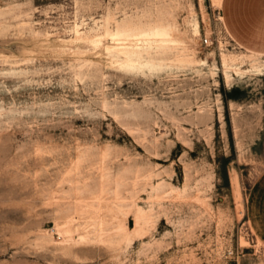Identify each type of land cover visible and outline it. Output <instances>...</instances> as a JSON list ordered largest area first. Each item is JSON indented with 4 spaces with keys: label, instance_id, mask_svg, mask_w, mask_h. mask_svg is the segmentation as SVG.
I'll use <instances>...</instances> for the list:
<instances>
[{
    "label": "rangeland",
    "instance_id": "1",
    "mask_svg": "<svg viewBox=\"0 0 264 264\" xmlns=\"http://www.w3.org/2000/svg\"><path fill=\"white\" fill-rule=\"evenodd\" d=\"M220 1L0 0V264H264V48Z\"/></svg>",
    "mask_w": 264,
    "mask_h": 264
},
{
    "label": "crops",
    "instance_id": "2",
    "mask_svg": "<svg viewBox=\"0 0 264 264\" xmlns=\"http://www.w3.org/2000/svg\"><path fill=\"white\" fill-rule=\"evenodd\" d=\"M219 10L235 42L253 50L264 48V0H221Z\"/></svg>",
    "mask_w": 264,
    "mask_h": 264
},
{
    "label": "built area",
    "instance_id": "3",
    "mask_svg": "<svg viewBox=\"0 0 264 264\" xmlns=\"http://www.w3.org/2000/svg\"><path fill=\"white\" fill-rule=\"evenodd\" d=\"M203 42L205 43V44H207V43H210L211 42V37H210V33L209 34H204V36H203Z\"/></svg>",
    "mask_w": 264,
    "mask_h": 264
}]
</instances>
